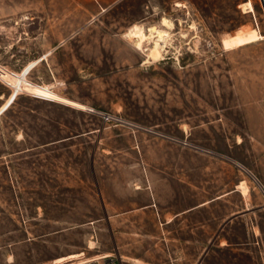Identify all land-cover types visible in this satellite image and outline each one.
I'll return each instance as SVG.
<instances>
[{
  "label": "rangeland",
  "instance_id": "obj_1",
  "mask_svg": "<svg viewBox=\"0 0 264 264\" xmlns=\"http://www.w3.org/2000/svg\"><path fill=\"white\" fill-rule=\"evenodd\" d=\"M137 25L170 34L162 56L127 36ZM0 94V264L115 255L114 238L131 255L146 197H101L127 192L131 145L249 164L226 143L264 122L262 0H0ZM254 233L249 264H264V206Z\"/></svg>",
  "mask_w": 264,
  "mask_h": 264
},
{
  "label": "crops",
  "instance_id": "obj_2",
  "mask_svg": "<svg viewBox=\"0 0 264 264\" xmlns=\"http://www.w3.org/2000/svg\"><path fill=\"white\" fill-rule=\"evenodd\" d=\"M259 118L262 115H249V137L226 143L231 148L246 142L249 164L232 151L198 155L196 163L184 155L175 162L172 146L160 142L145 147L147 158L142 142L131 145L133 160L128 167L133 173L124 185L127 192L123 194L118 183L111 191L101 187V197H146L143 207L148 208L144 212L149 221L144 219L134 232L141 236L132 243L131 255L123 254L114 238V256L150 264H216L228 259L249 264V243L264 201V122ZM246 180L248 193L241 188ZM108 255L113 253L96 257Z\"/></svg>",
  "mask_w": 264,
  "mask_h": 264
},
{
  "label": "bare ground",
  "instance_id": "obj_3",
  "mask_svg": "<svg viewBox=\"0 0 264 264\" xmlns=\"http://www.w3.org/2000/svg\"><path fill=\"white\" fill-rule=\"evenodd\" d=\"M243 6L245 8V11H252L253 10V5L251 2H246L243 4ZM163 23L168 27H174L173 23L167 18H164ZM144 29L141 26L137 25V26L130 29V31L127 33V36L130 38H134L133 40H135V39L138 40L139 41L138 43H140L142 45H145L147 40H149V39L153 40L154 39V47L150 48L149 55L151 57H154V58H158V57L162 56V51H164L166 44L168 43V41L171 37L170 34L165 30L159 29L158 27L151 28L148 31L149 34ZM168 37H169V39H168ZM15 82H16V85L14 84V87L17 89H21L23 87H26V88H29V89L35 91V88H32L31 86L26 85L25 78H23V77L18 78ZM241 188L244 191V193H248V187L244 183L241 184Z\"/></svg>",
  "mask_w": 264,
  "mask_h": 264
},
{
  "label": "built area",
  "instance_id": "obj_4",
  "mask_svg": "<svg viewBox=\"0 0 264 264\" xmlns=\"http://www.w3.org/2000/svg\"><path fill=\"white\" fill-rule=\"evenodd\" d=\"M11 73H13V70H10ZM38 85H42L41 83H38ZM51 88V87H50ZM33 96L46 99V100H51L49 96L45 95H37L34 93H31ZM262 188V193L264 196V186H261ZM263 206H264V201H263ZM52 264H124L121 258H118L114 255H108V256H102V257H85V258H78V259H73L69 261H53Z\"/></svg>",
  "mask_w": 264,
  "mask_h": 264
},
{
  "label": "water",
  "instance_id": "obj_5",
  "mask_svg": "<svg viewBox=\"0 0 264 264\" xmlns=\"http://www.w3.org/2000/svg\"><path fill=\"white\" fill-rule=\"evenodd\" d=\"M262 4H263V7H264V0H262Z\"/></svg>",
  "mask_w": 264,
  "mask_h": 264
}]
</instances>
